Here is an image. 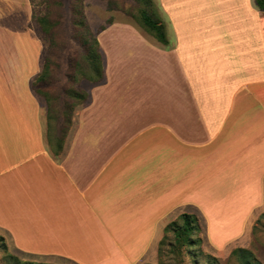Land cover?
I'll return each instance as SVG.
<instances>
[{
	"label": "crops",
	"instance_id": "obj_1",
	"mask_svg": "<svg viewBox=\"0 0 264 264\" xmlns=\"http://www.w3.org/2000/svg\"><path fill=\"white\" fill-rule=\"evenodd\" d=\"M160 5L170 43L116 63L62 133L20 62L24 0L20 12L0 0V43L16 46V61L0 46V233L26 259L153 262L180 214L230 208L220 214L244 225L264 199V12L256 0Z\"/></svg>",
	"mask_w": 264,
	"mask_h": 264
},
{
	"label": "rangeland",
	"instance_id": "obj_2",
	"mask_svg": "<svg viewBox=\"0 0 264 264\" xmlns=\"http://www.w3.org/2000/svg\"><path fill=\"white\" fill-rule=\"evenodd\" d=\"M12 1L19 7L20 12L22 0ZM186 1L190 3L193 0ZM24 3L25 37L24 42L19 38L22 50L20 62L24 61L26 66L33 65V70L26 72V79L31 81L34 94L42 96L43 102L49 101V127L57 129V132L62 130L64 133L72 124L77 125L78 105L87 104L91 89L97 84L88 78L92 71L85 57L83 39L89 38L90 35L98 38L105 80L114 77L113 68L116 63L127 66L129 56L135 61L146 62L147 58L153 57L147 48L160 45L154 35L140 25L137 15L141 4L133 0H34V5L30 0H24ZM156 3L160 13V0H156ZM34 10L35 16L47 15L50 22L54 23L51 38L39 33L40 25L37 17L34 18ZM163 17L166 16L163 14ZM79 20H84L85 25H78ZM16 33L14 35H22L21 32ZM1 36L5 37L3 31ZM8 37V40L4 38L5 43L2 44V41L0 46L2 44L3 50L11 48L9 61H16L13 54L16 51L15 42L13 45V37ZM46 57L51 62L50 72L45 77V82L39 84L42 88L38 89L33 83H37L36 78L43 70ZM121 73L117 70L116 76ZM126 74L127 71L125 79ZM75 94L81 95L82 98H73ZM126 107L127 102L121 104V109ZM242 187L243 184L239 190ZM229 209L216 208L207 215L197 214L202 231L199 235L194 234L193 238L201 236L202 241L199 244L185 245L181 250L172 251L175 242V234L172 232L165 245L161 249L159 246L156 259L140 264H243L240 253L232 254L236 248L249 249L253 254V264H264V199L249 213L244 225L242 220L241 224L235 222L234 218H239L240 215L220 214L224 210H233ZM227 219L229 222L225 224ZM26 258L27 256L18 252L0 233V264H49Z\"/></svg>",
	"mask_w": 264,
	"mask_h": 264
},
{
	"label": "trees",
	"instance_id": "obj_3",
	"mask_svg": "<svg viewBox=\"0 0 264 264\" xmlns=\"http://www.w3.org/2000/svg\"><path fill=\"white\" fill-rule=\"evenodd\" d=\"M141 4L138 10L137 19L140 25L164 45L170 43L167 33V26L162 20V17L157 9L155 0H133ZM31 4L34 5V0H30ZM258 8L264 12V0H256ZM34 18L35 16V10ZM37 22L40 25L39 33L45 34L48 38L53 36L54 23L50 22V18L45 16L37 17ZM77 24L85 25L84 20L77 21ZM93 36V38L91 37ZM83 45L86 48V59L89 64V68L92 73L88 75V78L93 81H101L105 77L103 56L100 50V42L94 35H90L89 38L83 39ZM50 60L46 57L42 72L36 78V84L33 86L41 89L42 86L39 84L45 82V77L50 72ZM39 92V91H38ZM46 98H48L47 94ZM76 95V94H75ZM202 231L201 221L197 214L184 212L180 214L175 220H172L165 227L164 236L160 242V249L165 245L166 240L169 238V234L174 232L175 242L172 245V251L181 250L185 245H195L202 241V237L198 236L193 238L194 234H200ZM240 253V257L243 260V264H253L252 252L246 248H236L232 251V254Z\"/></svg>",
	"mask_w": 264,
	"mask_h": 264
}]
</instances>
